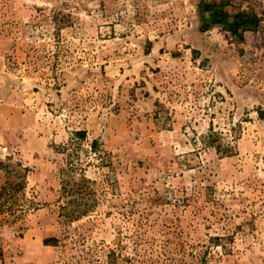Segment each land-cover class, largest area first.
<instances>
[{"label":"rangeland","instance_id":"1","mask_svg":"<svg viewBox=\"0 0 264 264\" xmlns=\"http://www.w3.org/2000/svg\"><path fill=\"white\" fill-rule=\"evenodd\" d=\"M200 1L0 0V264H264V29Z\"/></svg>","mask_w":264,"mask_h":264},{"label":"trees","instance_id":"2","mask_svg":"<svg viewBox=\"0 0 264 264\" xmlns=\"http://www.w3.org/2000/svg\"><path fill=\"white\" fill-rule=\"evenodd\" d=\"M198 12L202 21L201 31L205 32L214 26L222 27L234 40L243 42L245 33L256 32L264 29L260 16L252 11L237 9L235 11L231 0H201L198 5ZM259 117L264 119V111H259ZM81 139L86 137L85 131L75 133ZM97 142H92L93 149L96 150ZM6 187H3V191ZM1 195V194H0ZM56 239H49L45 244L55 245Z\"/></svg>","mask_w":264,"mask_h":264}]
</instances>
